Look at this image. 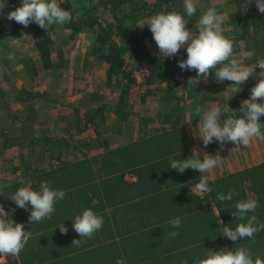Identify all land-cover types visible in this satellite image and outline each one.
<instances>
[{"label": "trees", "instance_id": "1", "mask_svg": "<svg viewBox=\"0 0 264 264\" xmlns=\"http://www.w3.org/2000/svg\"><path fill=\"white\" fill-rule=\"evenodd\" d=\"M244 1H232L236 11L228 13L226 23L234 31L228 36L235 41L234 54L245 50L251 55L245 56L244 61L251 63L258 57L264 58V14L258 12L254 0L247 1V6ZM182 4L183 0H62L61 7L71 10L73 15L67 24L46 29L35 23L24 27L14 21L8 20L5 25L0 22V52L9 51V40L23 33L33 40L40 63L28 57L21 60L30 80H37L40 67L53 72L61 69L60 76L68 69L71 51L55 52L57 34L62 36L69 32L72 38L88 37L87 57L103 65L105 89L111 90L114 97L109 100L101 91L89 92L80 101L86 108L84 123L95 126L101 138L106 132L123 133L122 125L130 117L139 120L138 137L128 134L127 142L117 146H111L105 139L101 153L90 155L82 151V157L66 158L65 153L71 146L69 140L50 135L46 133L48 130L37 134L35 126L43 122L39 120L40 110L35 108L33 99L42 98L56 105L60 98L21 87L11 97L15 102L30 106L22 119L10 110L0 91V109L10 117L8 127L0 128V154L13 147L30 150L27 155L21 154L22 177L0 184V203L16 222L23 223L26 230L32 232L17 257L6 255L8 264H115L117 258H124L125 264H194V258L203 257L208 250L241 246L264 256V230L257 232L253 239L234 242L220 233L223 225L218 223L223 221L235 227L240 222L234 215L235 203L246 198L258 200L259 206L252 214L258 222L264 223V162L217 175L211 185L212 192L203 199L192 192V185L201 173L195 169L180 173L170 166L171 158H188L195 153L183 123L186 121L183 108L186 94L179 93L178 86L196 78L197 72L180 69V59L175 57H154L146 41L147 38L153 40L148 26L145 24L139 31L135 25L158 12L183 11ZM19 5L20 0H6L4 9L9 12ZM204 8L198 3L197 17L189 18V28H194ZM105 14L112 20L103 23ZM62 41L68 42L65 36ZM4 62L9 64L8 59ZM259 71L257 68L256 72ZM137 72L141 73V82ZM257 82L250 76L239 92L247 93ZM155 83L157 86L162 83L165 90L160 93L158 104L159 125L151 127L150 117L141 113V107L136 109L137 100L132 103L130 98L132 89L144 84L146 87L138 100L146 106L147 99L155 92ZM108 115H113L118 125L103 126ZM191 118L197 117L192 115ZM86 125L79 126V130ZM78 142L76 147L87 151L92 147L89 141ZM45 158H49V167L35 162ZM128 173L135 174L137 180H127ZM41 181L63 188L66 197L57 202L50 218L34 223L29 219L31 206L18 208L10 197L22 186L21 182L38 187ZM230 189L239 193L233 201H216L217 192ZM87 207L102 215L104 223L100 230L76 245L73 242L81 237L73 228V218ZM176 216L183 218L182 225L175 229L178 235L169 238L173 230L170 220ZM61 223L68 228L66 234L60 231Z\"/></svg>", "mask_w": 264, "mask_h": 264}, {"label": "clouds", "instance_id": "2", "mask_svg": "<svg viewBox=\"0 0 264 264\" xmlns=\"http://www.w3.org/2000/svg\"><path fill=\"white\" fill-rule=\"evenodd\" d=\"M61 2L20 0V5L9 11L6 18L24 27L31 23L46 29L52 25H64L73 19V15L71 10L60 6ZM254 3L258 12L264 14V0H254ZM5 7L6 0H0V15H3ZM182 7L183 11L158 12L136 23L148 26L160 58H173L182 46L185 47L187 57L178 61L179 68L188 71L195 69L198 78H207L214 73L217 83L231 81L232 84L226 90L232 93L231 97L241 91V86L250 76L258 81L251 88L250 96L243 99L236 110L231 109L228 103L223 106L197 104L192 108L193 117H199L197 137L205 147L214 141L219 142L221 150L229 142L239 148L250 146L254 139H264V121L260 119L264 116V58L258 57L254 62L243 63L242 59L235 57V41L225 35L227 13L218 11L216 7H208L200 11L194 28H189V18L197 17V0H183ZM10 45L13 51L8 53L7 59L15 61V52L24 46V35L11 40ZM257 68L260 69L258 73ZM224 113L227 115L222 119ZM169 161L171 168L180 173L186 169H195L201 173L192 185L195 195L203 199L212 192L211 185L215 178L211 171L221 163L218 154L199 156L193 153L188 158H171ZM21 183L22 186L17 188L10 199L18 208L30 205L29 219L34 223L50 218L56 210L57 202L66 197L63 188L52 187L48 181H41L38 187H33L31 183ZM238 195L236 189H230L217 192L215 199L218 202H230ZM258 206V200L254 198L237 200L234 215L240 222L233 227L232 224L225 225L223 221H218L223 225L220 233L234 242L253 239L257 232L264 230V223L258 222L256 215L252 214ZM73 220V228L81 237L73 242L76 245L100 230L104 223V217L92 207L84 208ZM182 220L181 216L170 220L173 230L169 232V238L178 235L175 229L182 225ZM59 227L61 233L68 232L63 223ZM31 237L32 232L26 230L23 223L16 222L0 203V257H5L2 264L6 263V255H18ZM115 264H125V259L117 258ZM194 264H264V256L253 254L247 247H223L215 251L208 250L203 257L194 258Z\"/></svg>", "mask_w": 264, "mask_h": 264}, {"label": "rangeland", "instance_id": "3", "mask_svg": "<svg viewBox=\"0 0 264 264\" xmlns=\"http://www.w3.org/2000/svg\"><path fill=\"white\" fill-rule=\"evenodd\" d=\"M232 1L233 0H231L229 3V0H207L206 2H204V0H197V4L199 3L204 5V7H206L204 9H207L208 7H216L218 11L225 12L228 16L229 12L236 11V6L232 4ZM244 5L247 6L248 2H244ZM7 13L8 11L4 9L3 15H0V22L4 25L8 23V19L6 18ZM110 20H112L110 15L105 14L103 16V23H107ZM135 27L139 31H142L145 28V26H140L137 24ZM224 27L226 36H231V34L234 33L231 25L225 23ZM69 34V32H67V34H63L62 36L57 34L55 45V52L59 49H70V65L68 69L64 70L63 74L60 76L59 70L61 69L53 72L40 67L38 70L39 75L37 80H30L27 75V71H25L23 68L21 60L28 57L40 63L39 54L30 35L23 33L24 46L22 50L15 52V61L9 60L8 65L4 62L5 59L7 60L8 53L13 51L12 47L9 51L0 52V91L4 93V97L7 100L10 110L15 112L22 119L26 116V109H29L30 106L24 102H15L11 97V95H16L17 90H19L21 87H24L27 91L48 92L53 98H60V102L56 105L49 103L42 98L33 99L35 108L40 110L39 120L43 122V125H39L38 123L35 124L36 128L38 129L37 134L48 130L46 133L48 132L50 135L56 137H65L71 143L70 148L65 153V157L76 158L79 156L81 157L82 151L87 150L83 147H76L79 145L78 141L87 140L88 138H96V135H94L95 126L86 125L84 123L86 108L83 107L80 101L85 96L87 97L89 92L93 91H101L105 93L107 99L109 100L114 97V95L112 94L111 90L105 89L103 79V65L99 61H96L93 58L88 59L87 57L86 49L87 45L89 44V38L84 37V35H77L72 38L69 36ZM64 36L67 38V43L62 41ZM146 41L151 54L154 57H158L159 50L155 41L151 40L150 38H147ZM9 42H11V40H9ZM64 53L67 56L69 51ZM234 55L236 58L242 59V62L245 63V55L243 52L240 51ZM186 57V48L182 46V48L175 55V58L186 59ZM37 65L39 66L40 64ZM182 77L184 78V75H182ZM137 79L139 82H141L142 76L138 75ZM194 79L195 78H190L184 82L185 84L183 85L187 87L188 91L192 88V85L197 84V82H194ZM205 82L207 83L208 81L199 83L200 86H198V88H201ZM153 86L155 87V92L149 97L148 104L150 103V107L146 109V114L148 113L151 115V127H156L159 125V123L155 106L158 102L160 93L165 90V88L162 83L159 86H157L155 83ZM143 87L145 88L146 85L143 84ZM143 87L136 86L132 89L131 99L133 101L136 102V100L139 99V96L143 91ZM185 97L188 98L187 96ZM76 109H78V111H76ZM9 121V114L6 113L4 109H0V128H7ZM83 125H86L88 128V130H85V132L79 130V126ZM115 125H118V123H116L114 116L108 115L103 126L109 127ZM123 126V129H125L123 131L124 134L111 131L107 132L106 136L103 138L110 140L112 144L117 145L121 141H125V138L128 136V134L132 136L135 134L136 136L137 132L139 131V120L137 117H130V119L123 123ZM91 129L92 131H90ZM99 140L101 141L102 139L100 138ZM93 145H95L97 150L101 149V147L98 146V141H93ZM251 145L252 150L250 151L248 149V154L251 155V158L248 163L245 162V165H250V163L256 164L262 160L264 161V139H254ZM22 152L23 154L27 155L30 153V150L26 148L24 150H19L18 147H13L6 149L0 154V184L3 183L4 180H14L20 179L22 177L23 170L20 168V154ZM39 164L40 166L49 167V158L43 159L41 162H39ZM5 264L8 263L6 262Z\"/></svg>", "mask_w": 264, "mask_h": 264}, {"label": "crops", "instance_id": "4", "mask_svg": "<svg viewBox=\"0 0 264 264\" xmlns=\"http://www.w3.org/2000/svg\"><path fill=\"white\" fill-rule=\"evenodd\" d=\"M247 1H250V0H245L244 2L247 3ZM229 15L230 14H228L227 17H229ZM227 20H228V18H227ZM233 34H231V35H233ZM241 52H243L245 56L249 55V53H247L245 50H242ZM195 79H197V78H195ZM203 81H208L207 82L208 84L205 82V83H203V86L201 88H198V86H200L199 83H202ZM196 82H197V84L192 85L191 86L192 88L189 91H188L187 87L185 85H183L185 83H181L178 86L179 87V93H185L186 94L185 96L188 97V98H185V100H184L183 108H184V111L186 113V118H185L186 121L183 123L186 125L188 137L191 140V144H192V147H193L196 155L203 156V155H210V154H214V155L218 154L220 156L221 163L218 165V167H216L215 169H213L211 171V175H213L214 177H216L217 175H222V174L228 173L230 171H235V170H239V169L245 168V167L250 166V165H254L252 163H250V165H245V162L248 163L250 161L251 155H249L248 152H249V150L250 151L252 150L251 149L252 145H250L249 148L248 147L245 148L242 146L237 148V147H235L236 146L235 144L229 142L221 150V146H220L219 142L214 141L213 143H210L207 147L203 146L202 140L199 139L196 135V125L199 123V117H197L193 120L191 118L192 115H190L192 113L191 109L194 108L197 104H199L201 106H208V105L223 106L225 103H228L229 107L231 109L236 110L240 107L242 100L247 98L248 96H250V90L247 93L238 92L231 97L232 93L230 91H226L230 85L226 84L225 81L217 83L214 73H211L209 75V77H207V78L197 79ZM160 96L161 95H159V99H160ZM159 99H158V102L156 103V106H155L156 115H157V112H159V110H160V107L158 105ZM130 101L133 103L132 99ZM148 102H149V98L147 99V105L145 106V105H141V102L140 101L138 102V100H137V103H135V108L138 109L139 107H141V113L143 115H145L146 109H148L150 107V103L148 104ZM226 115H227L226 113L222 114V119ZM148 116L151 118V115L148 114ZM260 119L262 121H264V116H261ZM85 130H88V128L84 127V129H82L81 131L85 132ZM90 131H92V129ZM94 133H95L94 135H96V138H94V139L88 138L86 140V141H89L90 145L92 146L90 149H88V151L86 150V152H88L90 155H94V154H98V153L103 152L104 145H102V144L105 140L103 137H105L107 134V132L104 133L101 137L102 140L100 141L99 140L100 138L97 134V128L96 127L94 128ZM119 134H124V133H119ZM137 135H139L138 132H137L136 136H135V134L133 135V138L138 137ZM60 138H65V137H60ZM97 138H99V139H97ZM127 138H128V136H127ZM95 140L99 142L98 146L101 147L100 150H97L95 145H93V141H95ZM125 142H127V141L126 140L121 141L117 145L123 144ZM108 143L111 146H117L115 144H112L110 140H108ZM83 152H85V150ZM21 154H20V158L22 160L23 157ZM40 161L41 160H35L36 163L37 162L39 163ZM261 162H264V161L263 160L259 161L256 164L261 163ZM20 164H21V162H20ZM125 178L131 182H135L137 180V177L135 176V174H131V173L126 174ZM16 257H17V255H16ZM6 262H7V259H6Z\"/></svg>", "mask_w": 264, "mask_h": 264}, {"label": "built area", "instance_id": "5", "mask_svg": "<svg viewBox=\"0 0 264 264\" xmlns=\"http://www.w3.org/2000/svg\"><path fill=\"white\" fill-rule=\"evenodd\" d=\"M138 75H141V73L140 72H137L136 73V76L138 77ZM4 261H5V257L4 256L3 257H0V262L2 263Z\"/></svg>", "mask_w": 264, "mask_h": 264}]
</instances>
